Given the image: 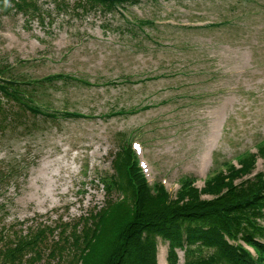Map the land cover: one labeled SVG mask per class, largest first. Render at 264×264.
<instances>
[{"label": "rangeland", "instance_id": "374dc122", "mask_svg": "<svg viewBox=\"0 0 264 264\" xmlns=\"http://www.w3.org/2000/svg\"><path fill=\"white\" fill-rule=\"evenodd\" d=\"M4 3L12 8L0 5V64L11 63L20 79L67 73L90 84L57 77L34 86V102L59 114L28 112L0 130V172L8 174L0 180V239L101 208L108 195L98 175L112 171V154L130 139L150 184L163 183L172 198L187 176L203 186L200 158L223 106L204 175L264 142V0H140L124 7L128 21L115 12L78 17L54 0H38L28 15ZM157 241L159 260L167 244Z\"/></svg>", "mask_w": 264, "mask_h": 264}, {"label": "trees", "instance_id": "16d2710c", "mask_svg": "<svg viewBox=\"0 0 264 264\" xmlns=\"http://www.w3.org/2000/svg\"><path fill=\"white\" fill-rule=\"evenodd\" d=\"M54 1L58 10L69 8L78 17L115 12L127 20L122 13L124 7L140 0H76L72 6L65 0ZM4 2H11L24 15L39 10L38 0H0L1 7L8 10L12 7ZM11 65L0 64L1 131L24 122L28 112L51 118L59 114L34 102L30 95L34 86L57 77L90 84L67 73H53L37 80L20 79ZM61 112L69 117H87L77 111ZM123 112L126 111L113 114ZM258 157L264 161V142L256 152L240 153L238 166L225 162L224 168L207 177L201 189L193 185L194 178H183L172 198L163 183L147 182L130 142H124L112 154V171L98 175L97 183L108 195L101 208L87 210L76 219L54 226L30 227L14 238L1 237L0 264H24L27 259L28 264H34L31 250L34 258L46 255L43 264H52L56 256L60 262L70 257L65 264H158V238L169 243V264H178L176 248L184 251L183 264H264V241L257 238L264 232L255 224L256 216L264 217V171L251 175ZM7 175L0 172V180ZM112 191L122 192L121 199L113 197ZM203 194L210 198H203ZM47 234L52 235L50 244ZM247 246L253 248L255 255Z\"/></svg>", "mask_w": 264, "mask_h": 264}, {"label": "bare ground", "instance_id": "6f19581e", "mask_svg": "<svg viewBox=\"0 0 264 264\" xmlns=\"http://www.w3.org/2000/svg\"><path fill=\"white\" fill-rule=\"evenodd\" d=\"M223 109H224V106L220 109L219 114L216 115V118L213 121L212 131H211V134L209 135V138L207 140V148H206L205 152L201 155L200 163H199V167H198V171L201 175H203L208 169V166H209L208 165V157H209L208 153H209L211 147L213 146V144H215V142H216V136L219 134V128H220ZM165 254H166V249H165V247H163L161 249L160 255H159L160 264H166Z\"/></svg>", "mask_w": 264, "mask_h": 264}]
</instances>
